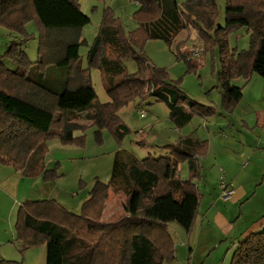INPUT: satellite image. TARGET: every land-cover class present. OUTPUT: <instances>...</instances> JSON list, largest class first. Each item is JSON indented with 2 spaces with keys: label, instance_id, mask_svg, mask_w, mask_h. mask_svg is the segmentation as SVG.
Returning a JSON list of instances; mask_svg holds the SVG:
<instances>
[{
  "label": "trees",
  "instance_id": "16d2710c",
  "mask_svg": "<svg viewBox=\"0 0 264 264\" xmlns=\"http://www.w3.org/2000/svg\"><path fill=\"white\" fill-rule=\"evenodd\" d=\"M139 5L135 19L139 28L129 34L112 11L104 13L99 35L88 54L93 63L100 49L97 68L102 72L111 102H96L90 69L83 67L81 30L91 18L81 10L79 0H0V27L25 32L32 21L40 29L39 58L30 61L26 51L12 42L6 58L0 59V164L27 177L43 174L57 178L58 166L46 169L47 144L58 139L64 145H85L83 118L95 128L98 143L109 130L123 141L130 128L119 111L136 100L152 98L164 103L175 128L187 127L195 116L204 120L233 114L243 99V87L258 75L264 78V0H226V26H219L217 0H133ZM203 41L205 51H217L220 60L218 88L221 108L202 104L176 82L164 68L151 64L143 51L147 39L172 46L189 28ZM248 29L247 50L232 49L229 35ZM189 52H187L188 54ZM138 63L128 73L124 61ZM85 114V115H83ZM83 116V117H82ZM83 133L77 135V133ZM167 155L139 159L127 151L115 154L108 184L97 179L80 214L54 199L26 200L20 205L15 233L24 250L46 248V264H170L176 261V245L169 226L176 223L187 234L199 216L203 193L201 157L209 142L180 139L162 147ZM189 165V178L181 177L182 165ZM126 197V215L103 221L109 192ZM0 264H22L0 260ZM230 264H264V230L251 234L233 252Z\"/></svg>",
  "mask_w": 264,
  "mask_h": 264
},
{
  "label": "rangeland",
  "instance_id": "374dc122",
  "mask_svg": "<svg viewBox=\"0 0 264 264\" xmlns=\"http://www.w3.org/2000/svg\"><path fill=\"white\" fill-rule=\"evenodd\" d=\"M177 2L183 4L186 0H177ZM79 3L82 12L91 18V23L81 30L82 40H85L80 47L83 67L90 69L92 84L97 94L96 102L109 103L111 98L105 90L102 72L96 66L102 49L90 64L88 54L99 35L106 10L112 11L114 17L121 23L124 32L129 34L139 28L135 19L139 5L133 0H79ZM217 4L219 26L225 27L226 0H217ZM24 31L11 32L0 27V59L4 60L11 69H14L15 65L6 58V52L12 42L18 43L26 51L30 61L36 62L39 58L40 29L38 23L30 22ZM229 43L232 49L247 50L250 46L248 29L240 28L232 31L229 35ZM138 51H143L154 66L166 69L169 79L180 85L189 97L202 104L221 108L222 95L217 87L219 85L217 76L220 70L218 50L205 51L203 41H200L196 31L191 27L184 30L171 47L162 41L147 39ZM124 65L128 73L133 74L138 71V63L135 60L126 59ZM232 85L244 88L243 99L233 114L216 115L209 119V131L205 120L199 116H195L184 129L175 128L170 120L167 106L152 98H147L133 101L119 111L121 119L131 131L123 141H118L109 130H105L103 142L100 144L95 139V128L91 125L85 129L84 146L64 145L58 139L50 140L47 144L48 154L45 162L47 170H53L58 166V176L55 180L46 181L42 174L36 178L25 177L20 182L22 179L20 172L0 164V183H2L0 184V260L39 264V249L46 252V248L24 250L14 235L20 205L26 200L54 199L68 210L80 214L85 202L90 198V192L97 179L105 184L110 182L115 154L118 151L130 152L139 159H144L149 155L158 158L167 155L162 147L177 143L186 136H193L195 138L193 140L198 138L206 140L209 132L211 135L209 138H213L211 134L213 131L221 135L225 133L237 138L236 143L230 144L223 140L222 143H227L229 149L243 150L246 148V151L252 153L254 157L251 158L250 154H245L242 157L241 166H235L232 170L238 172L240 169L239 173L242 175L240 180L245 183L260 184L263 182L264 185V78L253 75L248 83L244 78L234 79ZM140 110L146 113L145 118L141 117ZM76 122L81 125L91 124L84 117ZM215 124L219 126L215 128ZM240 133L247 136V147L241 146L244 144ZM80 134L83 133H77V135ZM201 165L202 178L196 181L198 188L202 190L219 189L220 191L221 181H216L213 176L209 175L208 164L203 162ZM181 177L184 180L189 178L187 162L182 165ZM258 197L264 201V186L262 189L259 188ZM125 202L126 197L122 192L111 190L106 200L103 221L112 222L125 216ZM170 225H172L169 226L171 230L175 227L179 228L176 223ZM226 249L227 247H221L218 252L216 250L212 257L213 260L208 263L214 262L216 258L222 260ZM185 255L186 252H183L182 256ZM41 264H46L44 257Z\"/></svg>",
  "mask_w": 264,
  "mask_h": 264
},
{
  "label": "crops",
  "instance_id": "0c3cea01",
  "mask_svg": "<svg viewBox=\"0 0 264 264\" xmlns=\"http://www.w3.org/2000/svg\"><path fill=\"white\" fill-rule=\"evenodd\" d=\"M205 124L209 131V119L205 120ZM218 126V124L214 125L215 128ZM211 134L213 138H209L211 136L209 132L206 140L197 137V140L209 142V153L200 160V164L205 162L209 165L207 171L216 181L227 180L235 190V194L230 200L223 201L221 189L219 191V189L202 190L199 188L203 193V200L193 231L187 234L180 227V229L175 227L174 230L169 227L175 241L177 255L176 261L170 264H230L232 254L239 244L251 234L264 230V201L258 197L259 188L262 189L264 186L263 182L260 184L245 183L240 180L242 177L239 173L240 169L238 172L232 170L235 166H241L242 157L245 154H250L251 158H254L252 153L246 151L244 147L243 150H231L227 147V143H222L223 140H226L228 144L236 143L237 138L234 136L225 133L221 135L216 131ZM240 135L244 144L240 145L247 147V136L242 133ZM185 138L195 139L193 136ZM25 177L36 178L21 174L20 182ZM201 178L202 172L200 180ZM0 184L2 185V183ZM14 235L16 236V234ZM221 247H227L222 260L216 258L214 262L208 263L213 260L214 253L218 252ZM39 250V264H41L43 257L46 260V252L42 249ZM183 252H186L185 256H182Z\"/></svg>",
  "mask_w": 264,
  "mask_h": 264
},
{
  "label": "built area",
  "instance_id": "2783aa9c",
  "mask_svg": "<svg viewBox=\"0 0 264 264\" xmlns=\"http://www.w3.org/2000/svg\"><path fill=\"white\" fill-rule=\"evenodd\" d=\"M140 114L142 118L146 117V113L144 111L140 110ZM221 190H222L221 199L223 201L230 200L235 194V190L231 187L230 184L227 183L225 179H222L221 181Z\"/></svg>",
  "mask_w": 264,
  "mask_h": 264
}]
</instances>
